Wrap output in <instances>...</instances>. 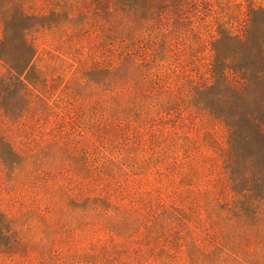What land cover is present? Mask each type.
Wrapping results in <instances>:
<instances>
[{"label":"rangeland","instance_id":"1","mask_svg":"<svg viewBox=\"0 0 264 264\" xmlns=\"http://www.w3.org/2000/svg\"><path fill=\"white\" fill-rule=\"evenodd\" d=\"M259 8L0 0V264H264V102L227 104Z\"/></svg>","mask_w":264,"mask_h":264},{"label":"trees","instance_id":"2","mask_svg":"<svg viewBox=\"0 0 264 264\" xmlns=\"http://www.w3.org/2000/svg\"><path fill=\"white\" fill-rule=\"evenodd\" d=\"M247 24L245 35L240 37L237 45L231 48H233V57L236 58L235 72L240 74L245 81L247 86L246 92L248 94L238 96L237 98H228L227 104L240 117L249 119L251 123V114L249 112H242L241 110L244 108L245 110L247 109L246 111H250L252 101L255 100L256 96V100L264 102V9H254ZM253 130L256 138L253 140L252 135H249L248 141H256L263 148L264 132L259 122L253 123Z\"/></svg>","mask_w":264,"mask_h":264}]
</instances>
